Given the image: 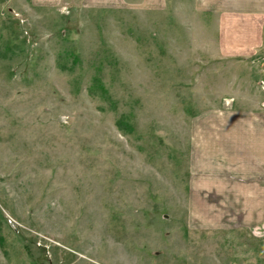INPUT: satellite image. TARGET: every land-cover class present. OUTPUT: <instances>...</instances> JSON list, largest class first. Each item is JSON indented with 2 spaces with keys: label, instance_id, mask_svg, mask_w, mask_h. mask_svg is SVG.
<instances>
[{
  "label": "rangeland",
  "instance_id": "rangeland-1",
  "mask_svg": "<svg viewBox=\"0 0 264 264\" xmlns=\"http://www.w3.org/2000/svg\"><path fill=\"white\" fill-rule=\"evenodd\" d=\"M250 1L0 0V264H264Z\"/></svg>",
  "mask_w": 264,
  "mask_h": 264
},
{
  "label": "crops",
  "instance_id": "crops-1",
  "mask_svg": "<svg viewBox=\"0 0 264 264\" xmlns=\"http://www.w3.org/2000/svg\"><path fill=\"white\" fill-rule=\"evenodd\" d=\"M251 1L248 2V3L249 4H253V7L261 8V9H257V10H253V11L250 10V11H252V13H254V12H256V13H264V0H251ZM242 12H249V11L242 10Z\"/></svg>",
  "mask_w": 264,
  "mask_h": 264
},
{
  "label": "trees",
  "instance_id": "trees-1",
  "mask_svg": "<svg viewBox=\"0 0 264 264\" xmlns=\"http://www.w3.org/2000/svg\"><path fill=\"white\" fill-rule=\"evenodd\" d=\"M119 125L122 127V123H119ZM127 126H128V125H123V127H125V128H126Z\"/></svg>",
  "mask_w": 264,
  "mask_h": 264
}]
</instances>
